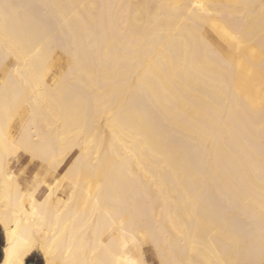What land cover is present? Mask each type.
Returning a JSON list of instances; mask_svg holds the SVG:
<instances>
[{
  "label": "bare ground",
  "instance_id": "1",
  "mask_svg": "<svg viewBox=\"0 0 264 264\" xmlns=\"http://www.w3.org/2000/svg\"><path fill=\"white\" fill-rule=\"evenodd\" d=\"M0 228V264H264V0H0Z\"/></svg>",
  "mask_w": 264,
  "mask_h": 264
},
{
  "label": "rangeland",
  "instance_id": "2",
  "mask_svg": "<svg viewBox=\"0 0 264 264\" xmlns=\"http://www.w3.org/2000/svg\"><path fill=\"white\" fill-rule=\"evenodd\" d=\"M57 52L61 53V51H59L58 49L56 50V53ZM61 59H62L61 60L62 62L65 61L64 57H61ZM9 60H12L14 62L15 58L11 56L9 58ZM17 127L18 126L15 127L14 131L17 130ZM70 161H71V159L67 162V164ZM34 162H35V164L33 162L29 161V159L27 157H22V158H20V161L17 165L13 164L14 170L17 173L19 171L21 172L22 183L24 185H27V183H24V178L30 179V177L32 176V174L34 172H35V174L36 173L40 174L43 170L42 163L40 161L35 160ZM67 164L65 165V167L67 166ZM64 168L62 170H64ZM49 180H52V178H50ZM69 188H70V185L66 184L63 191L59 194V197L60 198L65 197L67 195ZM44 193H45V190H43L42 195ZM1 233L2 232H1V228H0V235H1ZM2 244H3V240L1 238L0 245H2ZM146 255H147V258L150 260L151 264H158L151 246H146ZM27 261L28 262L30 261L31 264H43V259H42L41 254L39 252H35L31 257H29V259Z\"/></svg>",
  "mask_w": 264,
  "mask_h": 264
},
{
  "label": "crops",
  "instance_id": "3",
  "mask_svg": "<svg viewBox=\"0 0 264 264\" xmlns=\"http://www.w3.org/2000/svg\"><path fill=\"white\" fill-rule=\"evenodd\" d=\"M22 157H27L26 155H24V154H22L20 157H19V159H18V161H16L14 164H18L19 163V161H20V158H22ZM28 158V157H27ZM29 159V158H28ZM34 164H35V162H33ZM20 172V171H19ZM34 174H35V172L32 174V176L30 177V179H25L24 178V183H32V181H33V176H34Z\"/></svg>",
  "mask_w": 264,
  "mask_h": 264
},
{
  "label": "water",
  "instance_id": "4",
  "mask_svg": "<svg viewBox=\"0 0 264 264\" xmlns=\"http://www.w3.org/2000/svg\"><path fill=\"white\" fill-rule=\"evenodd\" d=\"M1 235H0V241H1ZM1 257H2V253H1V245H0V259H1ZM27 264H28V261H27Z\"/></svg>",
  "mask_w": 264,
  "mask_h": 264
},
{
  "label": "flooded vegetation",
  "instance_id": "5",
  "mask_svg": "<svg viewBox=\"0 0 264 264\" xmlns=\"http://www.w3.org/2000/svg\"><path fill=\"white\" fill-rule=\"evenodd\" d=\"M28 264H31V262L29 261Z\"/></svg>",
  "mask_w": 264,
  "mask_h": 264
}]
</instances>
